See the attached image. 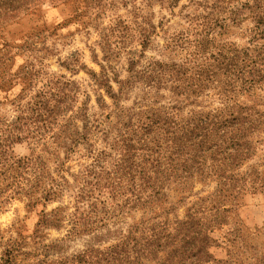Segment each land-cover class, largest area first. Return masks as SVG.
<instances>
[{
    "label": "rangeland",
    "instance_id": "obj_1",
    "mask_svg": "<svg viewBox=\"0 0 264 264\" xmlns=\"http://www.w3.org/2000/svg\"><path fill=\"white\" fill-rule=\"evenodd\" d=\"M233 1L239 13L246 0ZM213 2L94 0L90 11L74 1L47 2L0 24V264H99L109 260L125 237L147 234L152 218L162 215L164 220L170 207L179 209L170 215L172 221L184 218L187 207L176 205L174 193L162 208L113 219L102 205L89 207L85 170L92 161L89 146L77 134H84L88 121L117 112L100 85L104 75L117 94L118 82L131 77L132 58L140 62L137 70L150 61L180 63L183 56L168 49L172 38L185 33L189 19L203 15ZM252 27L247 20L223 40L245 47ZM144 31L150 36L146 49ZM212 94L199 101L201 109L220 106ZM101 96L109 109L102 108ZM240 99L264 113V89ZM139 103L164 108L174 101L166 91L155 93L135 84L122 95L119 107L130 110ZM20 124L30 132L18 140ZM116 136L112 129L109 140L97 139L94 149L114 153L110 145ZM77 139L80 144L74 146ZM257 148L255 161L264 170V144ZM27 160L33 164L24 168ZM112 164L109 158L105 166ZM58 184L63 192L45 201L44 190ZM202 189L211 191L198 186L195 192ZM227 208L225 223L212 234L213 260L204 264H264V193L249 194L239 206ZM44 215L54 226H38Z\"/></svg>",
    "mask_w": 264,
    "mask_h": 264
},
{
    "label": "trees",
    "instance_id": "obj_2",
    "mask_svg": "<svg viewBox=\"0 0 264 264\" xmlns=\"http://www.w3.org/2000/svg\"><path fill=\"white\" fill-rule=\"evenodd\" d=\"M73 1L87 10L94 2L0 0V9H4L0 24L35 12L47 2ZM232 2L214 0L203 15L189 19L185 33L172 38L168 49L183 56L180 63L150 61L137 70L140 62L132 58L131 77L118 82L121 89L117 94L109 78L102 77L100 85L117 112L88 121L84 134H77L89 146L92 161L85 170V194L92 195L89 207L100 204L113 219L162 208L174 193L176 205L187 208L182 219L170 218L177 207H170L164 220L162 215L152 218L147 234L125 237L106 257L109 260L101 259L99 264H142L143 260L152 264L209 263L213 260L209 250L215 244L212 234L225 223L230 212L227 206H239L249 194L264 193V170L255 161L257 146L264 144V113L240 99L264 89V0H246L240 14ZM247 20L253 24L248 45L223 40ZM143 35L142 48L146 49L150 36L145 31ZM135 84L155 93L166 91L174 103L164 108L141 103L130 110L119 107L122 95ZM211 93L220 106L201 109L199 101ZM101 102L103 109H109L103 96ZM112 129L117 131L110 145L114 153L96 151L97 139L107 142ZM26 132L30 130L20 124L16 139L21 140ZM79 139L74 146L80 144ZM109 158L113 164L106 168ZM29 164L33 162H24V168ZM198 186L211 191L195 192ZM62 192L63 185L58 184L54 190L46 188L43 198L49 201ZM191 197L195 200L190 201ZM38 226H54V222L44 215Z\"/></svg>",
    "mask_w": 264,
    "mask_h": 264
}]
</instances>
